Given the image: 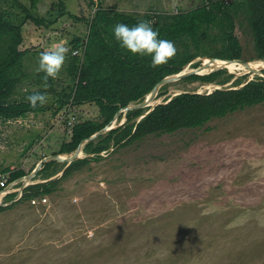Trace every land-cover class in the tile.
Here are the masks:
<instances>
[{
	"label": "rangeland",
	"instance_id": "obj_1",
	"mask_svg": "<svg viewBox=\"0 0 264 264\" xmlns=\"http://www.w3.org/2000/svg\"><path fill=\"white\" fill-rule=\"evenodd\" d=\"M205 2L40 0L34 9L30 0H0V9L9 18L25 23L20 48L27 50V56L20 92L43 86L39 80L44 73L36 70L39 53L61 43L70 51L54 80L61 81L58 88L69 83L68 66L74 57H82V52L72 55L71 42L87 36V19L98 5L137 15H167ZM19 3L53 23L38 27L26 19ZM65 11L70 13L62 15ZM236 24L244 46L241 59L248 60L255 56L254 41L240 19ZM218 45L206 44L207 52L213 54ZM210 55L191 63L208 62L205 68L217 70ZM225 68L232 74L226 83L173 81L159 89L152 106L185 91L210 93L232 88L239 79L243 86L264 77V70ZM45 106L43 112L18 120H0L4 203L12 201L7 194H20L21 185L6 191L10 183L5 185V168L21 167L30 173L44 155L54 154L71 140L73 127L66 118L72 112L82 120L98 115L94 103L58 111L56 97L50 94ZM113 150L64 179L47 195L46 203H19L0 213V264H264V104L214 118L203 127L148 135ZM83 151L82 158L89 155Z\"/></svg>",
	"mask_w": 264,
	"mask_h": 264
},
{
	"label": "trees",
	"instance_id": "obj_2",
	"mask_svg": "<svg viewBox=\"0 0 264 264\" xmlns=\"http://www.w3.org/2000/svg\"><path fill=\"white\" fill-rule=\"evenodd\" d=\"M39 2L40 0H30L31 7L37 8ZM19 5L26 11V19L34 21L38 27L49 28L53 23V20L35 16L26 5ZM67 13L70 12H61L62 15ZM71 15L80 19L79 16ZM238 19L254 41L255 56L247 59H264V0H207L190 10L167 15H137L98 5L94 16L87 19V36H76L71 42L74 50L82 49V57H74L68 66L69 83L58 88L56 86L61 81L49 78L45 82L42 77L39 80L43 85L41 88L20 92L24 59L27 56V50L20 48L24 41L25 23L16 22L0 9V120H17L31 113L43 112L45 104L32 108L26 99L33 91L56 97L58 111L70 104L79 106L94 103L98 107L96 118H80L72 128L71 140L63 143L61 149L54 154L72 152L83 139L107 125L121 107L142 100L159 81L181 72L197 57L210 55L206 44H219L218 48H214L211 58H243L244 46L236 34ZM139 20L149 21L161 38L174 42L176 55L167 63L150 67V57L133 55L122 49L114 39L111 29L115 23L123 22L131 26ZM231 77L227 68H218L209 74H194L182 80L224 84ZM243 83L239 79L232 88L216 89L210 93L185 91L173 96L168 102L156 105L140 121L138 118L149 107L129 110L123 124L86 143L83 152L89 155L73 161L61 176L56 175L66 163L47 162L35 177L46 181L26 186L18 200H14L17 191L7 194V198L14 201L8 205L0 204V213L19 203L29 204L33 199L52 194L64 179L92 161L101 159L102 152H107L112 147L114 152L135 144L148 135L203 127L214 118L220 119L235 111L264 104V77L252 79L240 86ZM17 95L19 98H16ZM122 117L123 113L119 115V119ZM31 143L33 142L30 145ZM3 172L8 173L5 185L28 173L21 167H7Z\"/></svg>",
	"mask_w": 264,
	"mask_h": 264
},
{
	"label": "clouds",
	"instance_id": "obj_3",
	"mask_svg": "<svg viewBox=\"0 0 264 264\" xmlns=\"http://www.w3.org/2000/svg\"><path fill=\"white\" fill-rule=\"evenodd\" d=\"M111 31L114 39L118 42L122 49H125L133 55L150 57V67H157L165 64L176 55L177 49L174 42L161 38L159 32L152 27L149 21L139 20L131 26L123 22H117L114 24ZM69 51V47L61 43L39 53L38 67L36 70L44 73L43 79L45 82L49 78L56 79L58 77L65 64ZM75 54V52H72V55ZM26 99L32 108H36L38 104L43 105L47 102V94L41 91H33L26 97Z\"/></svg>",
	"mask_w": 264,
	"mask_h": 264
},
{
	"label": "water",
	"instance_id": "obj_4",
	"mask_svg": "<svg viewBox=\"0 0 264 264\" xmlns=\"http://www.w3.org/2000/svg\"><path fill=\"white\" fill-rule=\"evenodd\" d=\"M209 60L211 61L210 63L213 64V63H219L218 61H220V65L221 66H217L216 69L218 70L219 69H223L225 67H222L223 64L225 63H230V62H240L241 64H244L246 66H250V60H245V59H216V58H209ZM263 60V59H262ZM264 61V60H263ZM188 65V64H187ZM208 65V62H202L201 64H199L198 67H194L192 68L191 70L187 71L185 69H183L181 72L179 73H175V74H171V75H168L166 76L165 78H163L161 81H159L154 87L153 89L144 96V98L140 101H136V102H131L129 104H127L126 106L124 107H121L118 112L115 114L114 118L107 124L105 125L102 129H100L99 131L95 132L94 134H92L91 136H89L88 138L86 139H83L77 146V148L72 151V152H69V153H62V154H51V155H47L45 156L44 158H42L40 160V162L35 166V168L28 174L12 181L7 187H6V191L9 190L8 187H12L14 184H17V183H21L20 185V194H18L16 196V198L14 200H17L19 199V197L21 196L22 194V191L23 189L30 185V184H33L35 183L34 181V178L37 176L38 172L42 170V168L44 167V165L47 163V162H50V161H57V162H65L66 163V167L68 165H70L73 161L79 159V158H82L80 152L83 151V147L85 146L86 143H88L89 141L97 138L99 135L101 134H105L107 133L108 131H110L111 129H114L116 128L118 125H121L123 124L125 121H126V117L124 118V120H122L123 122H120L119 124H116L118 118H119V115L123 113V115L125 116V114L129 111V110H135V109H140V108H145V107H150V110L148 112H146L144 115H142L138 121H140L145 115H147L151 110H153V106H152V101L155 99V97L158 95V91L159 89L170 83V82H173V81H178L180 79H183V78H186L188 76H191V75H194V74H199V75H204V74H209L213 71H216L215 69L210 71V72H207V73H202L200 72L201 70H203L206 66ZM186 67V66H185ZM251 70H259V71H262L264 69H257V68H251ZM180 94V93H178ZM177 95V94H176ZM171 99H169L168 101H170ZM166 101V102H168ZM159 103V102H158ZM63 154H66L67 156H63ZM58 175H61V173H59ZM8 188V189H7ZM0 192H3V190H0ZM4 193H7V192H4ZM13 201H11L12 203ZM0 204L2 205H8L7 203H4L2 201H0Z\"/></svg>",
	"mask_w": 264,
	"mask_h": 264
},
{
	"label": "bare ground",
	"instance_id": "obj_5",
	"mask_svg": "<svg viewBox=\"0 0 264 264\" xmlns=\"http://www.w3.org/2000/svg\"><path fill=\"white\" fill-rule=\"evenodd\" d=\"M219 63L217 65H220V61H218ZM216 63V62H215ZM250 66L251 68H259V69H264V61L262 59H258V60H255V61H250ZM221 66V65H220ZM222 67H228L230 68L231 70H245L247 68L251 69L249 66H246L244 64H241L240 62H230V63H225L222 65ZM185 70L189 71L192 69V66L190 65H187L185 68ZM214 69H207V68H204L203 70H201L200 72L202 73H206V72H209V71H212ZM159 102V101H158ZM155 103V100L152 101V104ZM81 154V153H80ZM64 156V155H63ZM67 156V155H65ZM4 194V191L3 192H0V200L2 198Z\"/></svg>",
	"mask_w": 264,
	"mask_h": 264
},
{
	"label": "built area",
	"instance_id": "obj_6",
	"mask_svg": "<svg viewBox=\"0 0 264 264\" xmlns=\"http://www.w3.org/2000/svg\"><path fill=\"white\" fill-rule=\"evenodd\" d=\"M74 52L76 54H79L82 52V49H77V50H74ZM74 105L73 104H70L67 106V111H69ZM77 121H79V118L77 116V113L75 112H72L69 116H68V120H67V125L70 127V126H74L75 123H77ZM33 204H37V202L39 203H46L47 202V197H43L41 199H33L31 201Z\"/></svg>",
	"mask_w": 264,
	"mask_h": 264
},
{
	"label": "crops",
	"instance_id": "obj_7",
	"mask_svg": "<svg viewBox=\"0 0 264 264\" xmlns=\"http://www.w3.org/2000/svg\"><path fill=\"white\" fill-rule=\"evenodd\" d=\"M38 38L37 36H34V39Z\"/></svg>",
	"mask_w": 264,
	"mask_h": 264
}]
</instances>
